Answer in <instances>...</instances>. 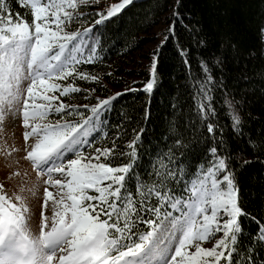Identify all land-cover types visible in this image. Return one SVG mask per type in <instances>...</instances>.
Masks as SVG:
<instances>
[{
    "label": "snow or ice",
    "instance_id": "1",
    "mask_svg": "<svg viewBox=\"0 0 264 264\" xmlns=\"http://www.w3.org/2000/svg\"><path fill=\"white\" fill-rule=\"evenodd\" d=\"M18 2L30 21L13 13L7 0H0V120L6 112L16 116L24 129L25 144L34 137L24 149L26 158L37 176H47L46 185L57 188L58 198L44 188V205L53 202L51 222L41 210L38 230L33 234L29 209L22 197L0 195V264H264V256L257 254V249H264V222H257L247 249L240 247L242 221L251 214L241 203L238 176L252 163L246 159L252 149H236L224 155L219 146H211L207 149L208 161L194 167L185 165L183 153L179 160L175 159L176 152L158 154L144 174L147 181L133 171L139 158V132L127 143L128 151L117 152L114 139L111 147H97L85 156L84 146L91 143L89 137L97 131L101 112L114 97L100 99L91 107L85 105L91 115L75 112L80 119L73 121L65 119L73 115L74 110H68L71 106L60 102L53 108L57 96L48 93L64 96L79 92L73 84L59 83L69 77L98 79L77 66L93 62L97 45L102 49L103 35L99 34L97 40L92 27L84 28L83 33L67 30L84 15L76 13L78 4H87L88 0ZM132 2L112 3L106 11L96 13L93 24L116 16ZM178 14L174 12L173 16ZM174 31L173 25L169 33ZM259 33L264 39V25ZM90 35L95 43L89 42L84 57V40ZM180 51L183 54L184 49ZM158 58L159 52L154 50L152 77L144 85L149 93L156 83ZM214 59L218 64L224 62L219 56ZM201 64L206 75L199 82L201 102L195 110L203 119L214 108L203 103L212 77L207 74V65L203 61ZM49 113L59 114L60 119L41 123ZM230 119L235 132L240 117L233 114ZM206 132L213 139L219 134L211 121L206 124ZM175 143L181 141L176 139ZM260 147L264 150V141ZM125 156V163L113 165L110 161V157ZM160 159L168 164L163 172L156 164ZM56 173L63 178H53ZM130 180L135 181V194L140 196L138 206L134 194L126 188ZM152 197L156 198L154 202ZM142 225L147 227L139 231ZM217 233L222 235L216 238ZM213 238L212 246H202Z\"/></svg>",
    "mask_w": 264,
    "mask_h": 264
},
{
    "label": "trees",
    "instance_id": "2",
    "mask_svg": "<svg viewBox=\"0 0 264 264\" xmlns=\"http://www.w3.org/2000/svg\"><path fill=\"white\" fill-rule=\"evenodd\" d=\"M115 2L118 0H88L87 4H78L76 13L84 15L67 30L83 33L84 28L92 27L97 40L99 34L103 35L102 49L97 45L93 62L77 66L79 71L98 79L69 77L59 81L65 86L73 84L80 91L64 96L48 93L57 96L53 108L60 102L70 105L68 110H74L73 115L65 119L78 121L80 117L75 112L91 115L85 105L91 107L100 99L114 97L101 112L97 131L90 135L91 143L84 146V154L89 155L97 147H111L114 139L117 152L128 151L127 143L139 132L136 146L139 158L133 171L145 181L148 177L144 174L158 154L168 156L176 152L175 159L179 160L183 153L185 165L194 167L208 161L207 149L211 146H219L224 155L236 149H252L246 156L252 163L238 170L241 203L251 214L242 221L244 234L240 247L246 250L257 222H264V150L260 147L264 141V39L259 33L264 25V0H133L121 13L100 25L93 24L96 13L106 11ZM7 3L13 13L31 20L18 0ZM177 11L179 14L173 16ZM173 25L175 31L169 33ZM156 29L159 43L154 50H158L159 58L156 83L149 93L144 85L152 77L153 59L144 72L128 70L124 64L147 44V36ZM92 35L85 37L84 57L88 55L89 42L95 43ZM217 56L224 62L216 63ZM202 61L212 77L203 103L214 108L203 119L195 110L201 102L199 82L206 75ZM233 114L241 122L235 132L230 119ZM58 119L59 114L49 113L41 123H54ZM209 121L219 133L215 139L206 132ZM176 139L181 144H176ZM110 161L116 165L127 162L128 157H110ZM156 164L162 172L168 167L165 159L157 160ZM126 188L134 194L138 206L140 196L135 194V181L130 180ZM146 227L142 225L138 230L144 231ZM257 254L264 256V249H257Z\"/></svg>",
    "mask_w": 264,
    "mask_h": 264
},
{
    "label": "rangeland",
    "instance_id": "3",
    "mask_svg": "<svg viewBox=\"0 0 264 264\" xmlns=\"http://www.w3.org/2000/svg\"><path fill=\"white\" fill-rule=\"evenodd\" d=\"M147 44L139 49L133 56L125 62L124 67L128 70L144 72V67L153 59L152 51L159 43L158 29L147 36ZM150 57V58H149ZM150 59V60H149ZM28 81L24 82L26 88ZM51 95V94H48ZM235 113V111H234ZM22 124L17 122V117L4 114V119L0 120V195H7L14 198L19 195L22 197L29 211L27 213L29 227L33 234L37 233L40 223V212L43 210L44 216L48 217L50 223L52 200L44 205L43 190L45 187L58 198L57 188L46 185L44 181L47 176L41 174L37 176L36 169L31 161L26 158L24 151L28 145L34 142V137H30L27 144L23 141ZM53 178H63L61 174H54ZM174 214L179 215L178 212ZM220 233L216 234L218 238ZM215 242V238L202 242V246L210 247Z\"/></svg>",
    "mask_w": 264,
    "mask_h": 264
}]
</instances>
